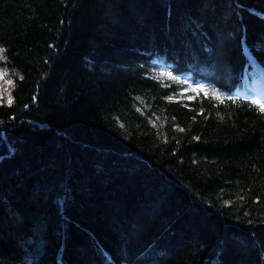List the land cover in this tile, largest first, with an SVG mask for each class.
Masks as SVG:
<instances>
[{
  "label": "trees",
  "instance_id": "obj_1",
  "mask_svg": "<svg viewBox=\"0 0 264 264\" xmlns=\"http://www.w3.org/2000/svg\"><path fill=\"white\" fill-rule=\"evenodd\" d=\"M0 47V264H264V0H0Z\"/></svg>",
  "mask_w": 264,
  "mask_h": 264
},
{
  "label": "snow or ice",
  "instance_id": "obj_2",
  "mask_svg": "<svg viewBox=\"0 0 264 264\" xmlns=\"http://www.w3.org/2000/svg\"><path fill=\"white\" fill-rule=\"evenodd\" d=\"M4 51H5L4 48L0 47V59H5V57L3 55ZM6 75H7L6 72H0V78H3ZM20 78L23 79V77H20ZM173 79H176V78H173ZM6 83L8 85H12L13 81L12 80H7ZM181 83H186V82H181ZM200 87H201V89H203V86H200ZM4 91L7 92L8 90L5 89ZM181 95H183V93H181ZM205 95L208 98L216 99V100H219L220 102H223V99H222L221 95L219 93H214V90H212L211 92H206ZM193 98H195V97H193ZM168 99L171 100L172 97H169ZM228 99H233V98L229 96ZM0 102H3V92H0ZM7 103L9 105H11V103H12V97H11L10 93H8ZM252 103L256 104L258 106V110L259 111L264 112V103H261L258 100H254V101H252ZM180 131H183V129H180Z\"/></svg>",
  "mask_w": 264,
  "mask_h": 264
},
{
  "label": "rangeland",
  "instance_id": "obj_3",
  "mask_svg": "<svg viewBox=\"0 0 264 264\" xmlns=\"http://www.w3.org/2000/svg\"><path fill=\"white\" fill-rule=\"evenodd\" d=\"M0 72H5L3 71V69H1L0 67ZM7 80H12L11 77L9 76V74L7 73L6 76H4L3 78H0V92H3V100L5 99V101H7L8 98V93H10L11 90V85H8L6 83ZM7 89L8 91L5 92L4 90ZM254 90L256 92L257 97L264 102V86L261 82L259 81H255L254 82ZM234 93H238V94H245L244 91H236Z\"/></svg>",
  "mask_w": 264,
  "mask_h": 264
}]
</instances>
